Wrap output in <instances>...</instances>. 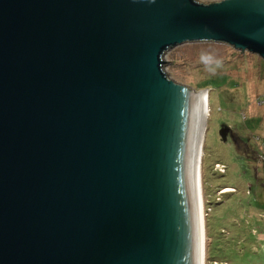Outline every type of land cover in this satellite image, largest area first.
<instances>
[{
  "label": "water",
  "instance_id": "1",
  "mask_svg": "<svg viewBox=\"0 0 264 264\" xmlns=\"http://www.w3.org/2000/svg\"><path fill=\"white\" fill-rule=\"evenodd\" d=\"M264 61V0H0V264H205L206 92L167 52Z\"/></svg>",
  "mask_w": 264,
  "mask_h": 264
},
{
  "label": "rangeland",
  "instance_id": "2",
  "mask_svg": "<svg viewBox=\"0 0 264 264\" xmlns=\"http://www.w3.org/2000/svg\"><path fill=\"white\" fill-rule=\"evenodd\" d=\"M166 54L172 79L206 90L208 98L201 157L205 264H218L216 258L224 257L228 264H264L261 57L214 41L184 43ZM219 62L222 67L214 66ZM200 81L208 82L209 89L199 88Z\"/></svg>",
  "mask_w": 264,
  "mask_h": 264
},
{
  "label": "trees",
  "instance_id": "3",
  "mask_svg": "<svg viewBox=\"0 0 264 264\" xmlns=\"http://www.w3.org/2000/svg\"><path fill=\"white\" fill-rule=\"evenodd\" d=\"M258 62L263 63V67H264V61L262 59H259L258 58ZM214 66H220V67H222V63H220V62L219 63H215ZM263 70H264V68H263ZM208 86H209V83L208 82H203V81L198 82V87L199 88H207V89H209ZM259 99L262 100L263 98L260 97ZM261 106H264V105H261ZM220 165H222V164H220ZM216 259H218V261H217L218 264H228V259L225 258V257L224 258H216Z\"/></svg>",
  "mask_w": 264,
  "mask_h": 264
},
{
  "label": "bare ground",
  "instance_id": "4",
  "mask_svg": "<svg viewBox=\"0 0 264 264\" xmlns=\"http://www.w3.org/2000/svg\"><path fill=\"white\" fill-rule=\"evenodd\" d=\"M206 92V90H203ZM205 100H206V108H205V125H206V120H207V116H208V111H209V107H208V98H207V93L205 94ZM205 125H204V130H205ZM204 130H203V135H204ZM202 142H203V136H202ZM201 157H202V146H201ZM230 188L225 187L224 191H229Z\"/></svg>",
  "mask_w": 264,
  "mask_h": 264
},
{
  "label": "built area",
  "instance_id": "5",
  "mask_svg": "<svg viewBox=\"0 0 264 264\" xmlns=\"http://www.w3.org/2000/svg\"><path fill=\"white\" fill-rule=\"evenodd\" d=\"M262 100H263V99H262ZM262 100H260V101H259V103H261V102H262ZM262 105H264V104H262Z\"/></svg>",
  "mask_w": 264,
  "mask_h": 264
}]
</instances>
